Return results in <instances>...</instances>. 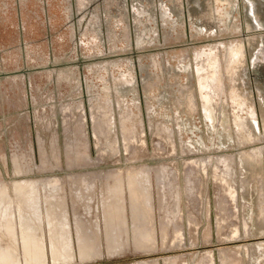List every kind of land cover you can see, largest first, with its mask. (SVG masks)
Masks as SVG:
<instances>
[{"label":"rangeland","instance_id":"rangeland-1","mask_svg":"<svg viewBox=\"0 0 264 264\" xmlns=\"http://www.w3.org/2000/svg\"><path fill=\"white\" fill-rule=\"evenodd\" d=\"M236 1L238 29L221 31L216 0H0V264H53L50 235L61 264H264V81L247 47L264 29ZM237 42L226 132L204 116L198 62ZM248 111L259 137L242 141Z\"/></svg>","mask_w":264,"mask_h":264},{"label":"crops","instance_id":"crops-1","mask_svg":"<svg viewBox=\"0 0 264 264\" xmlns=\"http://www.w3.org/2000/svg\"><path fill=\"white\" fill-rule=\"evenodd\" d=\"M218 2L224 3L225 5H228V8L222 9L220 13V19L219 22L223 26L222 30H226L230 27H233L234 30L238 29L237 24H232L231 19L232 17L230 16L231 13L237 9V2L236 0H216ZM255 6V5H254ZM253 7V6H252ZM252 7H245L244 11V17H245V25L248 28H260L264 27V12H262L258 8H252ZM198 11H195L198 15L197 19L195 20V24L197 27H202V14L200 11L203 9L198 8ZM124 14H126L124 12ZM201 15V16H199ZM126 16V15H125ZM124 16V17H125ZM211 18V17H210ZM235 18V17H234ZM198 23V25H197ZM238 44L240 42H237ZM236 46V44H235ZM253 57V65H254V60H264V54L261 53H254L251 54ZM217 52L211 51L207 54H205L202 58H199V70L200 71H207L209 73H205L204 75H201L199 77V85L201 86V89H203L206 92V95L204 97L205 99V104H204V116L206 119H210L211 121H214L218 125H222L224 127L225 131L228 132L227 125H228V113L226 111L227 104H225V98L223 94V84H222V77L224 74L230 76L231 78H239L241 77V71H238L240 66L245 62L244 59V51L242 50V47L240 45L232 48H223V54H222V59L220 60L219 57H217ZM256 66L257 63H256ZM179 67L182 68L183 65L180 63ZM259 72V71H258ZM260 74V72H259ZM227 86L228 91L235 92L239 90L238 88H233L230 87L229 85ZM222 91V92H220ZM181 98L178 96V102H181L180 107L185 108L186 114L189 116V118L192 116V113L194 112L193 110V101L190 98L189 94L184 93V94H179ZM232 100H235L237 104V108L239 109L241 106H244V99H242L240 96L233 94L232 95ZM247 115V113H246ZM263 127H264V119H263ZM236 126H237V132L241 134L242 141H252L254 139H257L259 137V127L257 125V122L254 118V115L252 112L248 111V117L247 116H241L239 113L237 114V119H236ZM220 138V136H218ZM262 139H264V134L260 136ZM223 145V143H219L217 147H220ZM242 161V160H241ZM242 163V162H241ZM246 163L249 164L252 168V173L253 177L255 175L260 174V166L259 162L257 161V156H249L246 159ZM243 165V164H242ZM247 171V169H245ZM254 188L252 189V192L257 195L260 191L258 190V185L257 183L258 180H254ZM256 185V186H255ZM18 190V186L16 187ZM231 196H233V191L230 192ZM30 195L25 197V201L29 202L30 201ZM3 199L1 198L0 195V217L1 220L3 219L4 221H7L8 218H10V211H11V206L10 204H6L2 208V201ZM4 229L5 227L3 225ZM27 227V226H26ZM22 227V235L24 236L27 232H29V228ZM51 234V231H49ZM182 233L180 232L179 235ZM55 241H59L57 238L54 236L50 235V242H51V261L53 264H61L65 262L67 259H69L68 253L70 250L68 249V244L61 243L59 246L56 244ZM117 251H107L109 255L115 254ZM36 257H38L37 254H40V258H42V262H45V253L43 249L36 250ZM213 262V261H212ZM26 264H29L28 260H26ZM214 264V262H213Z\"/></svg>","mask_w":264,"mask_h":264},{"label":"bare ground","instance_id":"bare-ground-1","mask_svg":"<svg viewBox=\"0 0 264 264\" xmlns=\"http://www.w3.org/2000/svg\"><path fill=\"white\" fill-rule=\"evenodd\" d=\"M243 1V9L245 11V7H252V8H258L260 9L262 12H264V8L262 6V2L263 0H242ZM237 2V1H236ZM255 5V6H254ZM248 30H251V31H258V30H261V29H264V27H260V28H248ZM259 37L257 36H251L248 38V44H247V47L250 51L251 54H254V53H261V54H264V39H260ZM240 45L242 47V50L244 51V45H243V42H240L239 44L236 43V46ZM235 45L233 47H236ZM232 48V47H231ZM256 63L258 66H256ZM254 68L260 72V75L262 76V79L264 81V60L261 59V60H254ZM264 84V83H263ZM228 254V252H226ZM226 254V256H227ZM224 256V255H223ZM5 258V257H4ZM227 258V257H226ZM224 258V259H226ZM3 259V258H2ZM231 259V258H230ZM230 261V260H229ZM224 262V261H223ZM209 264H213L212 260L210 261Z\"/></svg>","mask_w":264,"mask_h":264}]
</instances>
